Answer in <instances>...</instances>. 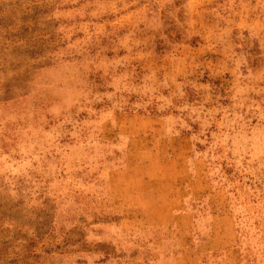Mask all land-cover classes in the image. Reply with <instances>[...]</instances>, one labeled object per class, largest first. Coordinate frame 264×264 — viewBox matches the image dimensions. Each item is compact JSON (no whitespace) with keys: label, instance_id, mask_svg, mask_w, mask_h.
<instances>
[{"label":"rangeland","instance_id":"374dc122","mask_svg":"<svg viewBox=\"0 0 264 264\" xmlns=\"http://www.w3.org/2000/svg\"><path fill=\"white\" fill-rule=\"evenodd\" d=\"M207 212L264 264V0H0V264H172Z\"/></svg>","mask_w":264,"mask_h":264},{"label":"crops","instance_id":"0c3cea01","mask_svg":"<svg viewBox=\"0 0 264 264\" xmlns=\"http://www.w3.org/2000/svg\"><path fill=\"white\" fill-rule=\"evenodd\" d=\"M176 183V182H175ZM173 218L179 216L185 217L186 211H175L173 210ZM171 214V215H172ZM217 215L213 212H207L205 214L195 215L194 221L204 222L202 227L192 226L196 237H203L199 239L198 244L191 242H180L183 236L187 235V231H190L189 227L179 228L177 225L171 226L173 233L171 240L173 245V252H171L170 261L172 264H179V261H183V264H240L234 261L238 251L233 239V234L230 235L227 229L226 223L219 224L218 226L213 225ZM217 220V219H216ZM229 235V236H228ZM230 237V238H229ZM217 238V242L214 240ZM193 245V246H192ZM173 254V255H172ZM180 263V264H182Z\"/></svg>","mask_w":264,"mask_h":264}]
</instances>
